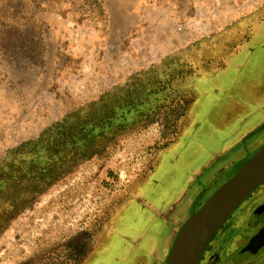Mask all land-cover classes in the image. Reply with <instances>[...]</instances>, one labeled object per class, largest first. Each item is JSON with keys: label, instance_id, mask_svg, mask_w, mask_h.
<instances>
[{"label": "rangeland", "instance_id": "rangeland-1", "mask_svg": "<svg viewBox=\"0 0 264 264\" xmlns=\"http://www.w3.org/2000/svg\"><path fill=\"white\" fill-rule=\"evenodd\" d=\"M31 1L0 0V157L131 74L264 7V0H95L108 16L103 28L76 22L72 0L56 1H65L62 15L47 14L45 4L38 10L32 6L28 15ZM254 34L264 35V22ZM248 47L251 35L245 33L231 56L214 69L217 95L240 99L237 111L220 105L221 97L202 104L194 98L197 103L187 111L181 104L118 142L17 219L0 239V264H165L182 224L225 183L211 186L208 194L190 196L179 208L172 207L174 201L231 148L229 138L238 140L264 118L253 113L264 93L255 94L250 85L260 79L254 69H264V52L247 59L250 53L243 48ZM141 59L151 63L141 67ZM191 110L195 114L189 120L185 113ZM222 110L223 115L215 114ZM162 144L167 149L171 145L155 175L153 197L124 195ZM194 199L199 200L188 208ZM157 202L162 203L158 210H146L145 205ZM95 226L99 232L91 235ZM263 226L264 185L224 223L200 264H264V248L249 244ZM244 250L248 256L240 259Z\"/></svg>", "mask_w": 264, "mask_h": 264}, {"label": "trees", "instance_id": "trees-1", "mask_svg": "<svg viewBox=\"0 0 264 264\" xmlns=\"http://www.w3.org/2000/svg\"><path fill=\"white\" fill-rule=\"evenodd\" d=\"M56 1L32 0L28 15L32 6L38 10L42 4L47 14H64L65 1ZM70 12L76 22L90 21L107 28L108 16L95 0H72ZM202 43L198 41L188 50H179L159 64L131 74L123 83L8 149L0 157V239L55 186L107 154L118 142L146 129L181 104L187 111L195 104L194 98L201 104L216 101L218 84L208 83L209 79L205 84L196 64L200 62L197 48Z\"/></svg>", "mask_w": 264, "mask_h": 264}, {"label": "flooded vegetation", "instance_id": "flooded-vegetation-1", "mask_svg": "<svg viewBox=\"0 0 264 264\" xmlns=\"http://www.w3.org/2000/svg\"><path fill=\"white\" fill-rule=\"evenodd\" d=\"M262 22H264V7L254 11L253 13L248 14L245 17L235 20L231 25H227L226 27L220 29V31L211 34L206 39L202 40L203 43L197 48L198 56L201 55L200 62H196V64L201 68L202 75L205 76L206 73H208L209 76L212 75L210 81L215 82L214 80L216 78H219V75L217 74L218 72H214V69L217 70L220 66V63L231 56V54L236 50L238 41L241 40V37L245 33H249L251 35V47L243 48V52H247V54L250 53L249 55H247V59H249L251 56L255 59H258L257 56L264 52V35L254 34V32L259 29L260 24ZM253 41L254 44H252ZM255 71H258L257 74H260V79H255L254 81L250 82V85L254 89H256L257 92L255 94L261 96V92L264 93V69L258 68L257 70L254 69V73ZM219 98V102L222 100V104L220 105L228 104L230 106H236V111L238 108H240L238 106L239 103H241L240 99L232 98L231 96L225 95L218 96V99ZM261 99L262 98H260L259 101H261ZM224 113L225 111L222 110L220 113L215 114L223 115ZM236 113L227 116L224 124L234 119L237 116ZM253 113L254 115L264 116V99L259 103L257 109L253 110ZM185 116L186 118L188 117V119L190 120L192 113H185ZM244 118L245 117H242L241 122L245 121ZM263 125L264 118L251 131L243 132L238 138V140H232L231 138H229V141L232 142L231 148L227 152L223 153L222 155H219L216 158V165L208 166L204 168L198 175H196L195 179L187 188L188 191L185 189V192L181 196L180 201H174L175 203L172 205V207L179 208L180 203H187L186 199L190 198V196L193 195L194 197L195 195L202 196V194L204 193L208 194L210 193V189L213 187V185H218L221 181H224V183H226L228 180H230L247 161H249L261 148L264 147V129L254 134V132L257 131ZM170 145L168 147L169 149ZM164 147L165 145L162 144L159 149H156V152L152 153L150 159L144 163L142 168L139 170V174L137 175L136 180L134 181V183H132L131 186H129V190L125 191L124 195L128 194L127 196L130 197L136 192L139 195L148 194L149 198L153 197V188L158 186V180L157 178H155V175L162 165L163 157L167 154V150H169ZM226 163H228V166L222 167V165ZM211 172L213 173L211 180L202 183V181L207 176H209ZM148 182V185L152 187L151 190H149L147 187ZM262 185H264V183ZM123 197H121V199ZM198 200L199 199H194L192 202L190 201L188 203L189 205L186 204L185 206L187 207L188 205V208H191L195 203H197ZM161 204V202H157L155 204H148L145 205V208L148 212H153L155 210H158ZM97 232H99V226L98 228L95 226L94 229L91 230V235H95L97 234ZM254 236L255 235H253V237ZM250 247L258 249V247L254 244L250 245ZM260 248L262 250L264 246H261ZM244 251L245 252L238 253V257L240 259L247 258L248 255H246V250Z\"/></svg>", "mask_w": 264, "mask_h": 264}, {"label": "water", "instance_id": "water-1", "mask_svg": "<svg viewBox=\"0 0 264 264\" xmlns=\"http://www.w3.org/2000/svg\"><path fill=\"white\" fill-rule=\"evenodd\" d=\"M263 183L264 147L182 224L165 264H200L217 232ZM249 244L264 246V226Z\"/></svg>", "mask_w": 264, "mask_h": 264}, {"label": "crops", "instance_id": "crops-1", "mask_svg": "<svg viewBox=\"0 0 264 264\" xmlns=\"http://www.w3.org/2000/svg\"><path fill=\"white\" fill-rule=\"evenodd\" d=\"M165 47H167V45L163 47V50L165 49ZM170 51L171 50H169L168 52H170ZM164 55H166V54L163 52L161 54V56L163 57ZM200 57H201V55H200ZM149 63H151V61L148 62L145 59H141L140 62H139V65H141V67H148ZM240 243H241V245L243 244V242H240ZM235 246H236V244H235Z\"/></svg>", "mask_w": 264, "mask_h": 264}]
</instances>
